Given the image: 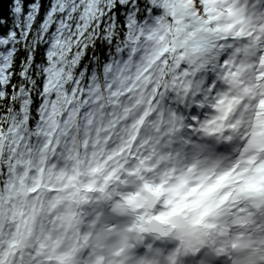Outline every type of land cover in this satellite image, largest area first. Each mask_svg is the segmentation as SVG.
<instances>
[{
	"label": "snow or ice",
	"instance_id": "snow-or-ice-1",
	"mask_svg": "<svg viewBox=\"0 0 264 264\" xmlns=\"http://www.w3.org/2000/svg\"><path fill=\"white\" fill-rule=\"evenodd\" d=\"M2 8L0 264H264V0Z\"/></svg>",
	"mask_w": 264,
	"mask_h": 264
},
{
	"label": "clouds",
	"instance_id": "clouds-1",
	"mask_svg": "<svg viewBox=\"0 0 264 264\" xmlns=\"http://www.w3.org/2000/svg\"><path fill=\"white\" fill-rule=\"evenodd\" d=\"M143 95L145 99L150 98L151 93L147 90L146 85H142ZM139 97L136 93H133V98L126 101L125 103L130 104L133 108V111L130 113V119L121 123V128H125L126 125H130L135 119H138L140 116H143L144 110L148 107L144 103H138ZM176 96H165L163 99L158 100L156 104L151 105L149 110V116L145 118V124L143 126L142 135L147 133L151 136H155L160 133V129L169 123V117L176 116V110L183 104V101H180V104L177 105ZM175 105V107H174ZM171 110V112H169Z\"/></svg>",
	"mask_w": 264,
	"mask_h": 264
},
{
	"label": "water",
	"instance_id": "water-1",
	"mask_svg": "<svg viewBox=\"0 0 264 264\" xmlns=\"http://www.w3.org/2000/svg\"><path fill=\"white\" fill-rule=\"evenodd\" d=\"M12 0H0V4L3 5L2 11L4 13V16H6L8 10H9V5L11 4Z\"/></svg>",
	"mask_w": 264,
	"mask_h": 264
},
{
	"label": "trees",
	"instance_id": "trees-1",
	"mask_svg": "<svg viewBox=\"0 0 264 264\" xmlns=\"http://www.w3.org/2000/svg\"><path fill=\"white\" fill-rule=\"evenodd\" d=\"M9 11H10V9L8 10V12H7L6 16H5L6 18L9 16Z\"/></svg>",
	"mask_w": 264,
	"mask_h": 264
}]
</instances>
